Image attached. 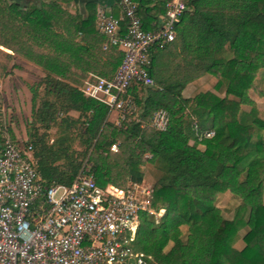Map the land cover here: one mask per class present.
Masks as SVG:
<instances>
[{
  "label": "trees",
  "instance_id": "16d2710c",
  "mask_svg": "<svg viewBox=\"0 0 264 264\" xmlns=\"http://www.w3.org/2000/svg\"><path fill=\"white\" fill-rule=\"evenodd\" d=\"M70 1L76 0H44L21 10L0 0V47L47 72L38 105V85L30 88L33 120L25 143L44 184L70 186L86 161L99 187L126 189L141 184V168L152 164L160 176L150 208L164 213L159 223L152 214L141 215L134 245L149 264H264V111L248 96L264 68V0H188L175 40L150 51L153 84L130 88L137 120L121 128L108 121V107L85 97L80 86L90 75L111 78L123 53L96 30L93 7L83 15L58 6ZM132 1L145 31L169 2ZM119 33H126L125 19ZM241 62L245 66L237 68ZM205 75L223 97L208 92L183 98L185 87ZM159 109L170 115L165 132L149 126ZM36 124L44 131L56 127V138L49 142ZM207 132L213 137L198 139ZM4 144L0 136V150ZM226 192L241 201L230 220L214 205L216 195ZM181 225L189 232L184 242ZM243 229L238 251L233 244Z\"/></svg>",
  "mask_w": 264,
  "mask_h": 264
},
{
  "label": "built area",
  "instance_id": "2783aa9c",
  "mask_svg": "<svg viewBox=\"0 0 264 264\" xmlns=\"http://www.w3.org/2000/svg\"><path fill=\"white\" fill-rule=\"evenodd\" d=\"M187 1L169 0L160 24L150 31L143 30L132 0H115L123 17L96 11L98 32L123 53V60L111 78L91 76L80 91L115 113L116 126L137 115L129 90L153 84L150 51L175 40ZM124 19L126 33L120 35ZM169 123V113L159 109L150 126L165 132ZM110 150L116 152L117 145ZM151 200L152 189L141 184L99 187L86 161L70 186H46L34 169L31 146L6 139L0 150V264H149L134 245L141 215L154 214Z\"/></svg>",
  "mask_w": 264,
  "mask_h": 264
},
{
  "label": "rangeland",
  "instance_id": "374dc122",
  "mask_svg": "<svg viewBox=\"0 0 264 264\" xmlns=\"http://www.w3.org/2000/svg\"><path fill=\"white\" fill-rule=\"evenodd\" d=\"M4 52L5 51L0 48V136L5 140L9 139L10 141L18 142L25 146V143L29 139L31 122L33 120L30 88L38 85L39 99L36 103L38 105L40 100L44 98V85H42V80L45 75H47V72L33 63L30 64L25 60L8 56L7 53ZM243 66L245 65L241 62L238 64L237 68H242ZM84 83L85 82H82L80 89L83 88ZM208 92L223 97V95L218 94L213 89L209 81V76L205 75L189 83L183 90L182 97L193 99L200 94ZM248 96L256 109L264 111V68L258 72L255 80V90H250ZM230 98L234 99V97ZM241 107L243 110H249L248 106ZM184 115L185 117L190 116V108L186 109ZM71 116L76 118L77 114L72 112ZM115 119L116 115L113 114L109 116L108 121L116 126ZM135 120H137V115L128 121ZM122 125L123 124H121L120 127H116L121 128ZM35 126L39 128L40 134L44 132L47 134L49 142L56 138V127H51L49 130L44 131L40 124H36ZM73 147L75 150H78V141H75ZM199 148L203 149L202 146H199ZM147 157L149 158V156ZM141 169L144 175L141 185L153 189L154 184L160 176V172L152 164H145ZM260 199L261 201L264 200V180L261 182ZM240 203V199L229 192L217 194L214 200V205L220 211L222 218L226 220L232 218L235 208ZM163 213L164 211L162 210L152 214V220L155 221V223H159V219ZM179 231L180 240L183 242L186 241L189 234L188 227L181 225ZM246 231L247 229L241 230L239 232V238L233 244V248L238 251L244 248L242 236ZM171 246L172 243L168 245L165 251H168Z\"/></svg>",
  "mask_w": 264,
  "mask_h": 264
},
{
  "label": "crops",
  "instance_id": "0c3cea01",
  "mask_svg": "<svg viewBox=\"0 0 264 264\" xmlns=\"http://www.w3.org/2000/svg\"><path fill=\"white\" fill-rule=\"evenodd\" d=\"M44 0H9V3L14 4L17 8L24 10L30 4H35L38 6ZM58 6L62 8L64 11L74 14L75 11H79L81 14L85 15L87 8H94L96 11L98 9H104L108 11L112 16L121 17V9L119 6L116 5L114 0H76L70 1L69 3H58ZM160 24V16L157 18L156 22L151 25V28L154 29ZM155 25V26H154ZM97 30V28H96ZM1 48V47H0ZM106 46L103 47L105 49ZM4 53L7 55L12 56L17 59L25 60L22 56L12 53L11 51L1 48ZM26 62L32 64L31 62L25 60ZM95 76V75H90ZM115 113H110L109 116H112ZM108 116V119H109Z\"/></svg>",
  "mask_w": 264,
  "mask_h": 264
}]
</instances>
